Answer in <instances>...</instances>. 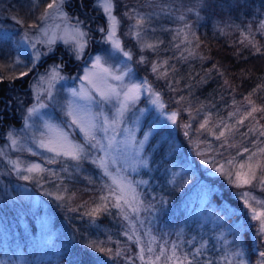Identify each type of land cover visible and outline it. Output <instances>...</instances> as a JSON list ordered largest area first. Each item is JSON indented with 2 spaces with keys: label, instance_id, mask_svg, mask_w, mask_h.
Returning <instances> with one entry per match:
<instances>
[{
  "label": "trees",
  "instance_id": "1",
  "mask_svg": "<svg viewBox=\"0 0 264 264\" xmlns=\"http://www.w3.org/2000/svg\"><path fill=\"white\" fill-rule=\"evenodd\" d=\"M4 1L6 6L11 2ZM32 1L12 0L8 7L2 3L0 9L8 8L12 13L21 15L26 12L25 9L21 10V5H31ZM115 1L119 2L124 12V9H133L129 11L130 14L127 12L126 22L131 30L137 16L148 20L149 37H155L153 34L157 31L158 37L162 38L160 30L170 26V29L163 31L166 34L160 40L158 51L150 53L149 50H144L139 57L146 60L154 57L158 63H165L163 69L169 71L168 79L156 77L157 75H153L151 79L158 84V95L162 99L163 108H171L174 101H178L185 109L193 106L195 113L199 111V115L195 116L197 120L208 121L207 127L212 128L207 136L213 148L209 156L212 161L207 159L204 163L211 166L213 162H239L244 155L240 151L242 145L235 151L227 148L224 149L226 152H217L219 157L215 150L221 144H229L237 136V113L243 110V105L239 106L236 102L240 96H251V104H264V99L256 94L259 84L264 89V0H177L182 6L186 4L190 7L189 13L183 14L176 4L173 6L174 12L168 11L170 14L166 15L169 21L160 24L155 23V14H160L158 10L162 0H157L154 4H151L152 0H137L135 3ZM163 1L164 4L165 0ZM47 2L36 1L37 13ZM95 2L96 0H89L86 3L91 16L84 13L89 20L94 17L93 21L103 27L102 33H105L106 18L94 6ZM67 5L71 12L85 18L84 8H77V5L74 7L70 0ZM8 22L17 24L19 30L24 28L17 23L15 17L12 19L0 16L1 30L9 27ZM90 23L91 21L89 26ZM183 27L186 28L184 33L190 35L189 41L181 42ZM12 29L9 28L10 32ZM129 29L127 33L131 36ZM177 31L179 37L175 50L170 41ZM94 32L99 31L96 29ZM18 33L13 30L6 42L1 41L4 46L0 49V56L4 59L14 56L13 52L17 50L14 44H20ZM11 38L13 40L10 42ZM49 47L51 52H48L47 59L56 54L54 62L47 61L55 64L57 56H62L65 67L63 73L70 74L68 71L72 70L75 63H64V59L69 57L62 47L57 48V44ZM199 49L206 51L207 56H198L189 62L182 61L177 56L181 51L192 58L191 51L197 53ZM18 56L24 62L28 59L24 53ZM147 62L142 61L146 66L149 64ZM24 64L21 67L28 68L30 62ZM146 68L149 71L153 69L151 65ZM34 71L32 66L31 72ZM216 72L219 75L229 74V83L225 85V82L210 77ZM176 78H180L184 92L179 93L180 97L172 98L167 85L169 82L174 83L171 80ZM26 81L12 79L0 83V132L13 129L10 122L6 121L12 119L9 114L13 111L10 93L7 92L15 87L20 91V85L27 87L24 84ZM161 82L168 91L159 86ZM230 94L237 99L232 102ZM202 103L208 105L205 107ZM179 118L182 119L183 127L176 123L171 132L166 127L163 128L167 133L165 139L159 138V131L153 135L145 148V155L149 154L146 168L143 166L132 175L140 184L137 191L145 207L140 209V213L134 211L135 216H129L123 209L117 208L115 197H107L103 202V194L109 190L106 182L100 180V172L92 164L83 162L78 168L81 171H72V166L63 158H44L41 162L37 159L33 162L41 164L43 171L32 176V186L42 180L49 187L47 191L53 193L52 190L58 183L68 185L64 188L65 194L62 197L63 213L55 212V229H47L43 223H38L40 219L34 216L32 209L22 205L19 199L11 198L12 191L2 182L1 175L4 171L18 174L17 162L9 158L0 161V198L3 193L6 195L0 199V264H13L18 256L20 264H144L147 255H153L149 259L150 264H177L176 257L181 260L187 258L191 264H240V261L243 264H264V258L260 257V253L264 252V236L259 233V226L246 225L241 214L236 212L238 209L235 207L233 210L231 207L230 200L220 198L209 186H204L207 188L205 194L201 188L203 194L200 197L194 195L193 188L197 189L202 185L197 179L196 167L187 158L186 149L200 146L201 142L198 143L191 137V142L187 145L184 138L187 133L191 134L186 127L190 126L193 130L196 119L189 122V117L183 116L182 112L179 113ZM225 126L228 130H225ZM218 128L220 131L216 133ZM223 129L225 136L217 139ZM247 145V148L253 146L251 142H247L245 146ZM261 145L262 142H257V146ZM19 157L25 161V156ZM207 171L208 168L203 173ZM97 184L103 185L98 187ZM191 197L194 199H190ZM231 200L235 201L236 197ZM96 209L99 211H95ZM142 233L146 235L147 242L137 246L134 238ZM36 237L41 240L44 237L45 240L50 238L53 243L61 245L60 251L54 253L53 245H49L48 250L40 249L43 245L36 242ZM141 247H144L142 251Z\"/></svg>",
  "mask_w": 264,
  "mask_h": 264
},
{
  "label": "rangeland",
  "instance_id": "2",
  "mask_svg": "<svg viewBox=\"0 0 264 264\" xmlns=\"http://www.w3.org/2000/svg\"><path fill=\"white\" fill-rule=\"evenodd\" d=\"M5 1L8 2L9 0ZM36 1L37 0H33L31 5H21V10H26V12H23L21 15L14 12L12 13L8 8H6L7 10L3 8L0 9V16L12 19L15 17L16 20L21 21L19 24L24 28H21L22 33L21 36H19L20 40H18L20 44L17 46L14 44V47H16L17 51L26 53L29 56L27 61L30 62L29 67L25 68L21 66L25 65L24 63L27 61L24 62L16 53L13 57L7 59L0 56V83L3 80L11 81L12 79L28 80L26 81L27 84L26 82L24 83L27 87L20 85V91H18V87H15L12 88V91L7 92L10 93L9 97L13 104L12 110H14L13 116L16 119L9 121L13 127L11 131L5 132L4 130L0 133V161L9 158L17 162L18 174H14L18 177L17 180L15 176L11 175V171H4L1 175L3 179L2 182L12 191L11 198L19 199L22 205H27V207L34 211V216H36V218L39 217L40 220L38 223L42 222L47 229L54 230L53 214L55 212L63 213L62 197L65 194L64 188L68 187V185L62 186L58 183L56 187H59V189L55 187L54 190H52L53 193H50V191H47L49 187L42 180H38V182L34 183L32 186V176H36L37 172L29 173L26 169L34 164H38L40 168H43L41 164L33 162L36 161L37 158L39 162H41L45 159L55 160L57 157H60L65 159L66 163L72 166V171H81L78 169L79 166L83 162H88L92 164V167H94L97 172H100V180L104 183L106 182V188L109 190L103 194V202L107 197H115L116 201L120 198L121 192L118 184L124 186L126 189L134 190V201L132 199V193L129 191L126 196V198L129 199V204H125L123 199H120L119 202L121 205L120 208L123 209L126 214L135 216L133 208H136L140 213V209H144L145 207H143L137 191L138 185L140 184L132 178V175L140 171L143 166L146 168V159L149 154L145 155V148L157 131H159V138L165 139L164 137L167 136V133L163 128L166 127L171 132V129L176 123L182 126V119L179 118V113L182 112L183 116L189 117V122L191 119H196L194 121L196 127H194L193 130H191L190 126L186 127L189 129L187 132L191 135L187 133L184 141L189 145L191 137H193L198 143L201 142L200 146L204 148L200 149V146L187 148L191 153L189 161L196 167L197 175L203 173V171L208 168L206 173L207 176H205L204 179L198 180L200 184L210 186V190L213 188L220 195V198L224 197L223 199H229L231 207H233V210L235 207L238 209L236 212L241 214L246 225L259 226V221L252 219L250 207H254L257 212H264V185H261L259 182L260 176L264 174V154L260 152V149H264V135H261V132H264V111H260L259 109H264V104H251L252 97H249V95L240 96L239 99L235 98L232 94L229 95V99L232 102L237 99L236 102L239 103V106L243 105V110L237 113L236 118L235 126L237 136L229 142V144H221L215 151L216 155H218L217 152L219 151L226 152L224 149L227 148H229V150L231 148L235 151V149L242 145L240 151L244 155L239 162H213L211 166H208L204 161L207 159L212 161V158L209 156L213 148L209 143L211 141L207 138L212 128H201V124H203L205 120H197L196 117L199 115V111L195 113L196 109L193 111V106H189L185 109L183 104L178 101H174L171 108H160L158 104H154L152 101L155 100L156 95H158V84H155L151 79L153 75L168 79L169 71L163 69L165 63H158L154 57L150 60L139 57L141 56L140 53H143L144 50H149L150 53L151 51H158L160 40L166 34H163V31L170 29V26L162 27L160 30L162 31V33H160L162 38L158 37L157 31L153 34L155 37H149L148 20H144L142 17L137 16L134 19L135 25L132 24L131 30L126 26L128 25L126 22L128 16L127 12L133 9L130 7L124 9L126 11L124 12L121 6H119V2L114 0L113 15H115L118 20L116 38L120 42V50H117L114 48L111 41L108 40L107 31L109 25L104 13L107 25L106 32L102 33L101 29H103V27L93 21V18L89 20L86 16H91L87 7H84L83 16L85 18H82L73 13V11L71 12L69 9L70 7L67 5L69 0H64L61 11L57 14H52L51 10H47V4L50 3L51 0H47L48 2L42 7V10L37 13ZM119 1L124 2L125 0ZM126 1L135 3L137 0ZM150 2L154 4L157 3V0H152ZM163 2L162 0V4H160L158 10L160 14H155V23L158 22L160 24L161 22H168L169 20L166 18V15L170 14L168 11L174 12L173 6L176 4L180 6L183 14H187L190 11V7L186 4L182 6V3L177 0H165L164 4ZM2 3L0 4L1 6H3ZM3 4L6 6L5 3ZM94 6H97L98 10L103 12L99 7V0H96ZM46 10L49 11V17L41 21L40 17ZM144 16L147 18L146 14H144ZM137 19L141 20V25L139 26L137 25ZM89 21H91L90 26ZM33 25H36V27H32ZM96 29L99 32H94ZM128 29L132 33L131 36L127 33ZM77 30L85 33V35L83 37H78ZM182 30L181 42H184V40L189 41L190 35L184 33L186 32L184 31L186 28L183 27ZM45 32L47 35H45ZM10 33L12 32H10L9 27H5V29L2 30L0 28V49L4 46L1 41L6 42L10 37ZM178 37L179 33L177 31L170 41V45L173 46V49L177 46ZM77 39L84 45L83 48L79 47L76 42ZM56 44L57 48H61L62 46L65 47L64 53L69 54L74 61L78 62L76 64V70H70V76L69 74L63 73L64 66L55 69L54 65H47L45 68L46 63L40 66L38 65L42 53L48 50L49 45ZM90 45L91 48H93L92 51L94 48L96 49L100 46L102 48L100 47L101 50L99 51L95 50L93 55H91L88 60H85V53ZM147 45H153V47L148 48ZM33 48L36 49V53L33 51ZM191 48L193 49L192 46ZM125 51L130 53L131 59L124 55ZM7 53L9 54V52ZM177 56L182 59V61L189 62L198 56H207V52L199 49L198 52L195 53L194 50H192V58H189L190 55L188 53L179 51ZM97 57L100 58L101 66L109 69L110 75H107L102 80H97L96 86L93 87L92 84L85 81L84 77L86 73H90L93 70V64L96 62ZM82 60H84V62L80 65V61ZM35 61H37L36 64L34 63ZM142 61H148L152 67L155 65L157 71L154 72L152 68L151 71L147 70L146 67L150 65L148 64L146 66V63H142ZM32 66H35V72H31ZM224 74L219 75L216 72L210 77H215L218 81L225 82V85H227L229 83L227 81L231 78H229V74ZM26 76L29 77L27 78ZM113 76H120L121 79H113ZM171 81L174 83L169 82L167 85L168 89L171 90L169 91V96L172 98H176V96L180 97L179 93H182V91L184 92V90H182L184 86L180 84V78ZM162 82L159 86H162L164 91H168L165 89V85ZM133 84L142 86L140 94L134 102H130L121 110L124 92L127 91V87ZM109 88L120 93V96L117 97L112 95L108 99H102L98 89L106 90ZM73 93H76V95H73ZM256 94L264 99L262 84L257 86ZM160 103L163 104L162 99H160ZM207 105V103H202V106L206 107ZM252 107L258 110L253 112L251 116H247V113L251 111ZM244 110H246V112H244ZM69 111H73L74 113L79 112L81 115L91 120L95 125V128L92 130L94 139L86 138L80 128L72 123L73 117L68 115ZM174 111L178 112L176 113L175 123L169 119ZM246 116L247 118H245ZM241 120H243V123L239 122ZM219 128L216 133L220 131ZM52 130H55L56 133L64 134L68 141L83 147L84 151L79 161L64 156H57L53 152H48L44 148L39 147L41 142L47 143L48 138L54 134ZM13 140L15 143H13ZM247 142H251L253 146L247 148L249 146H245ZM257 142H262L261 147L257 146ZM22 154L26 155L27 160L23 161V159H20L19 155ZM252 154H255L253 155V162L258 158L261 161V167L256 169L257 179L253 180L249 185L237 187L235 183V172L247 171L246 168L240 169L239 165L241 163H246L248 157ZM226 157L229 158L228 153H226ZM27 162L32 163L29 164ZM217 168H220L224 174L217 172ZM25 177H27V179ZM114 178L117 180L118 184L113 183ZM208 179L212 180V185ZM102 185L103 184H97L98 187ZM61 188L63 189L61 190ZM201 188H203L202 191L204 194L207 192V188L199 186L197 189L193 188L194 195L200 197L203 194L200 191ZM234 196L236 200L232 201L231 199L234 200ZM3 197H6L4 193L0 199ZM245 198L248 199L250 207H245ZM190 199L193 200L194 198L191 197ZM259 233L262 234L260 231ZM262 235L264 236V234ZM240 239L242 241V237ZM146 240V235L143 233L141 236L134 238L137 246H141L142 244L140 243L147 242ZM36 242H40V244L43 245V248H40L43 250L44 248L48 250L50 247L49 245H53L52 247L55 250L54 253L59 252L61 248L60 244L53 243L50 238L46 240L45 237L43 240L39 238ZM143 248L144 247H141V251ZM151 257H153V255H147L144 264H150L149 259ZM19 258L20 256L14 260L13 264H20L21 259ZM260 264H262V262H260Z\"/></svg>",
  "mask_w": 264,
  "mask_h": 264
},
{
  "label": "snow or ice",
  "instance_id": "3",
  "mask_svg": "<svg viewBox=\"0 0 264 264\" xmlns=\"http://www.w3.org/2000/svg\"><path fill=\"white\" fill-rule=\"evenodd\" d=\"M64 5V0H51L50 3L47 4V10H51L52 14H57L61 11V8ZM99 7L103 10V13L107 17L108 20V31H107V37L108 40L111 41L114 48L117 50H120V42L116 38V28L118 26V20L115 15H113V0H99ZM45 11V13L40 17L41 21L46 20L49 17V11ZM17 23H21L20 20H17ZM137 25H141V20L137 19ZM32 27H36V25H33ZM101 31H104V29H101ZM139 34V33H138ZM45 35L47 33L45 32ZM85 33L79 32L77 30V36L83 37ZM80 48H83V44L80 43L79 39L76 40ZM148 48H152L153 45H147ZM124 55L127 56L129 59H131V55L128 52H124ZM153 71H157V67L153 66ZM26 74V73H24ZM107 75H110V71L107 68H103L100 64V58L97 57L96 62L93 64V70L90 73H86L84 79L89 84H92L93 87L96 86L97 80L104 79ZM113 79L120 80V76H113ZM141 85L133 84L129 87H127V91L124 92L123 101L121 102V110H123L130 102H134L141 91ZM146 87V86H145ZM151 91L150 89H148ZM99 94L101 95L102 99H108L112 95H115L117 97L120 96V93L116 92L114 89H106V90H99ZM73 95H76V93H73ZM154 104H158L160 108H163V104L160 103V97L159 95H156V99L152 101ZM258 109L255 107H252L251 111L247 113V116H251L253 112H256ZM260 111H264V109H259ZM69 116H72V123L76 124L81 132L84 133L86 138H92L94 139L93 135V129L95 128V125L91 122L90 119H87L85 116L81 115L79 112L74 113L73 111H69ZM247 116L245 118H247ZM170 120L175 123L176 120V113H173L170 117ZM240 123H243V120L239 121ZM208 125V121L205 120L203 124H201V128H205ZM225 130L227 129V126H225ZM53 131V135L48 138L47 143L41 142L39 147L44 148L48 152H53L57 156H64L67 158H70L72 160L79 161L81 158V155L84 151L83 147L79 144H74L70 141H68L67 137L62 133H56L55 130ZM261 135H264V132H261ZM225 136V131H221L219 133V136H217V139H220V137ZM13 143L15 141L13 140ZM260 152L264 154V149H260ZM253 155L252 154L248 157V161L246 163H241L239 165L240 169H247V171H237L235 172V183L237 187H243L245 185H249L253 182V180L257 179L256 175V169L261 167V161L260 159H256L253 162ZM27 172L33 173V172H40L43 171L38 164L31 165L26 169ZM217 172H221V174H224L220 168L216 169ZM107 174V173H106ZM27 179V177H25ZM231 182V178H230ZM259 182L261 185H264V174H262L259 178ZM114 184H118L117 180L113 179ZM121 196L118 198L116 207L119 208L120 205V199L124 200L125 204H129V199L126 198L129 191L132 193V199L135 200L134 190L126 189L124 186L119 185ZM245 207H250L249 201L247 198L244 200ZM136 208H133V211H136ZM95 211H99V209H96ZM250 211L252 213V219L259 221V231L264 234V212H257L254 207H250ZM151 251V249H149ZM237 255H240L238 253ZM173 256L175 257V252H173ZM260 257L264 258V252L260 253ZM159 259V257L157 258ZM177 264H191V261H188L187 258H184L181 260L179 257H176ZM240 264H243V261H240Z\"/></svg>",
  "mask_w": 264,
  "mask_h": 264
},
{
  "label": "flooded vegetation",
  "instance_id": "4",
  "mask_svg": "<svg viewBox=\"0 0 264 264\" xmlns=\"http://www.w3.org/2000/svg\"><path fill=\"white\" fill-rule=\"evenodd\" d=\"M70 1L72 2V5H73L74 7H77V6H78L77 8H80V9H81V8H84V7H87V8L89 9V6L86 4L89 0H70ZM76 5H77V6H76ZM89 10H90V9H89ZM93 19H95V18L93 17ZM49 50H50V49H49ZM49 50H48V51H49ZM49 52H50V51H49ZM55 54H56V53H54L50 59H47L45 53H43V55H42L40 61L38 62V65L40 66L41 64L48 62L47 60H51L52 62H54ZM56 56H57V55H56ZM53 57H54V58H53ZM55 61H57V62H62V61H63L62 56H57V60H55ZM67 62H70V59H66V60L64 61V63H67ZM26 77L28 78L29 76H26ZM24 81H26V80H24ZM27 81H28V80H27Z\"/></svg>",
  "mask_w": 264,
  "mask_h": 264
}]
</instances>
